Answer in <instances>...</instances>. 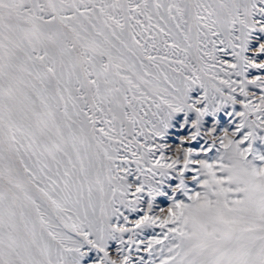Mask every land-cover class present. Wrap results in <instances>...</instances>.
<instances>
[{
  "label": "snow or ice",
  "instance_id": "obj_1",
  "mask_svg": "<svg viewBox=\"0 0 264 264\" xmlns=\"http://www.w3.org/2000/svg\"><path fill=\"white\" fill-rule=\"evenodd\" d=\"M261 37L264 0H0V264H264Z\"/></svg>",
  "mask_w": 264,
  "mask_h": 264
},
{
  "label": "rangeland",
  "instance_id": "obj_2",
  "mask_svg": "<svg viewBox=\"0 0 264 264\" xmlns=\"http://www.w3.org/2000/svg\"><path fill=\"white\" fill-rule=\"evenodd\" d=\"M261 39H264V37H261ZM256 59H260V58H256ZM251 195L253 196L254 202L253 204L248 206V211L245 214L244 219L241 221V225L244 227L255 228L260 223H264V217L260 215L259 209L255 204V201L259 199L258 194L253 191Z\"/></svg>",
  "mask_w": 264,
  "mask_h": 264
}]
</instances>
